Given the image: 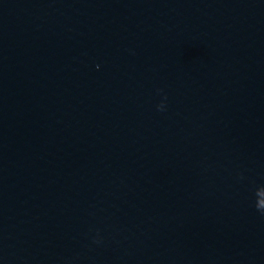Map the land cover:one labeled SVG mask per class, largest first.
Returning <instances> with one entry per match:
<instances>
[{
	"label": "water",
	"instance_id": "water-1",
	"mask_svg": "<svg viewBox=\"0 0 264 264\" xmlns=\"http://www.w3.org/2000/svg\"><path fill=\"white\" fill-rule=\"evenodd\" d=\"M0 264H264V0H0Z\"/></svg>",
	"mask_w": 264,
	"mask_h": 264
}]
</instances>
